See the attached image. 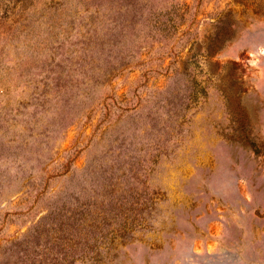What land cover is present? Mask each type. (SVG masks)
Segmentation results:
<instances>
[{"label":"rangeland","instance_id":"obj_1","mask_svg":"<svg viewBox=\"0 0 264 264\" xmlns=\"http://www.w3.org/2000/svg\"><path fill=\"white\" fill-rule=\"evenodd\" d=\"M0 264H264V0H0Z\"/></svg>","mask_w":264,"mask_h":264}]
</instances>
